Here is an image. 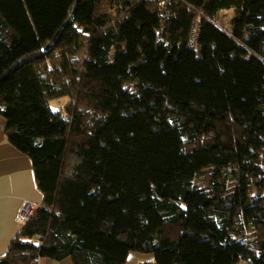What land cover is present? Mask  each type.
<instances>
[{
	"label": "trees",
	"instance_id": "16d2710c",
	"mask_svg": "<svg viewBox=\"0 0 264 264\" xmlns=\"http://www.w3.org/2000/svg\"><path fill=\"white\" fill-rule=\"evenodd\" d=\"M0 115L44 195L0 264H264V0H0Z\"/></svg>",
	"mask_w": 264,
	"mask_h": 264
},
{
	"label": "crops",
	"instance_id": "0c3cea01",
	"mask_svg": "<svg viewBox=\"0 0 264 264\" xmlns=\"http://www.w3.org/2000/svg\"><path fill=\"white\" fill-rule=\"evenodd\" d=\"M5 122L0 123V256L5 255L23 225L18 221L21 208L33 201L43 202L32 160L6 139ZM34 264H74L71 257L56 260L39 258Z\"/></svg>",
	"mask_w": 264,
	"mask_h": 264
},
{
	"label": "rangeland",
	"instance_id": "374dc122",
	"mask_svg": "<svg viewBox=\"0 0 264 264\" xmlns=\"http://www.w3.org/2000/svg\"><path fill=\"white\" fill-rule=\"evenodd\" d=\"M69 101L70 97L68 95L54 97L50 100V107L54 111L62 110L66 106V104L69 103ZM3 121L5 122V124L7 123L4 116L0 115V123H3ZM142 261H149L152 262V264H155L154 254L131 252L125 264H139Z\"/></svg>",
	"mask_w": 264,
	"mask_h": 264
},
{
	"label": "built area",
	"instance_id": "2783aa9c",
	"mask_svg": "<svg viewBox=\"0 0 264 264\" xmlns=\"http://www.w3.org/2000/svg\"><path fill=\"white\" fill-rule=\"evenodd\" d=\"M200 17L198 16L195 20L194 28L192 31V44L194 46L197 45L198 43V36H199V27H200ZM40 207L38 203H35L33 201H28L20 210L19 215H18V221L25 226L32 218L34 213L37 211V209ZM22 242L24 243H30L32 240L28 238H22Z\"/></svg>",
	"mask_w": 264,
	"mask_h": 264
}]
</instances>
